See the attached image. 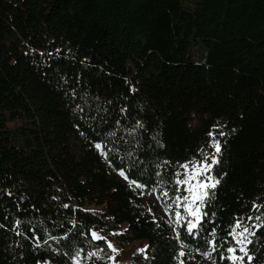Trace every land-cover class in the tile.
<instances>
[{
  "label": "trees",
  "instance_id": "trees-1",
  "mask_svg": "<svg viewBox=\"0 0 264 264\" xmlns=\"http://www.w3.org/2000/svg\"><path fill=\"white\" fill-rule=\"evenodd\" d=\"M193 160L215 187L189 235L143 198L183 197ZM113 237L131 264H264V0H0V264H108Z\"/></svg>",
  "mask_w": 264,
  "mask_h": 264
},
{
  "label": "rangeland",
  "instance_id": "rangeland-1",
  "mask_svg": "<svg viewBox=\"0 0 264 264\" xmlns=\"http://www.w3.org/2000/svg\"><path fill=\"white\" fill-rule=\"evenodd\" d=\"M205 163H208V162L206 161V162L198 163L197 161L193 160L190 162H183L178 165L181 172L178 174L177 179L188 181L185 184H178L183 187L185 191L184 196L189 197V200L187 202L183 201L182 199L180 201H176L177 196H175L174 198H169L167 196V197H162L161 199H157L158 195H156L155 193H151L149 196L143 198L144 206L150 211H155V210L160 211V213H162L165 217H168L170 213H172L171 211L174 210L175 213L180 212L181 216L186 215L188 218L194 219V217L190 216L188 212L185 210L184 204L185 203L190 204L192 209L195 210L197 207H199L201 201L193 202V192L196 195H202L204 192H207V188L200 187L201 184L209 185V180L207 177H205L204 171L200 175H196V167H201ZM185 164L188 165L187 170H185L182 167V165H185ZM194 165L196 167H194ZM175 216L176 215L174 214V218ZM239 222L241 223V227L236 229L237 233L242 232L243 229L247 227L244 221H239ZM247 228L249 231L246 232L243 237H240V236L235 237L236 241L237 240L243 241L242 244L238 243L240 247H242L245 244L246 237L248 236L250 232L249 227ZM233 236H234V233H233ZM116 240H117L116 237H113L109 239L108 241V244H111L113 246L112 248H110L111 249L110 252L106 253V260L108 264H131L130 255L132 252V249H131L132 247L131 246H121L119 243L116 242ZM140 244H141L140 242H136V246H140ZM113 249H115V251ZM102 255L104 254H97V256L100 259H102L101 258ZM112 257H114V259H111Z\"/></svg>",
  "mask_w": 264,
  "mask_h": 264
},
{
  "label": "snow or ice",
  "instance_id": "snow-or-ice-1",
  "mask_svg": "<svg viewBox=\"0 0 264 264\" xmlns=\"http://www.w3.org/2000/svg\"><path fill=\"white\" fill-rule=\"evenodd\" d=\"M209 135H212V134L210 133ZM213 146L215 147V151H216L217 153H219V152H220V144H219V142H218V141H214V145H213ZM95 147H96L97 149H101L102 147H105V146H102L101 144H96ZM206 159H207V158H206ZM212 163H216V160L213 159V160H212ZM182 167H183L185 170L188 169V165H187V164L182 165ZM194 167H196V166L194 165ZM211 167H212V164H211V163H205V164H203V166H201V167H196V175H200L203 171L208 170V169H210ZM120 174H121L122 176L125 175V173H124L123 171H121ZM125 178L127 179L126 176H125ZM187 182H188L187 180H181V179H177V180H176V183H177V184H185V183H187ZM132 183H135V182H132ZM136 186H137V187H142L141 185H136ZM200 187H203V188L213 187V188H214V187H215V184H212V185L201 184ZM190 191H191V189H190ZM207 195H208L207 192H204L202 195H196V194L193 192V202H195V201H201V202H203L204 198H205ZM167 196H168V193H167V192H162V193L157 197V199H161L162 197H167ZM181 199H182L183 201L187 202V201L189 200V197H188V196H184V197H182V198L179 197V196L176 197V201H180ZM184 208H185V210L188 212V214H189L190 216H192V217L195 218L194 220H189V221L187 222V225H186V228H187L188 234H189V235H195V234L197 233V230H198L200 224H201V219H202V217H201V212H200V208L197 207L195 210H193L192 207H191V205L188 204V203H185V204H184ZM175 215H176V217H177L178 219L181 218V213H180V212H176ZM240 227H241V223H240L239 221H237V223L235 224V226H234L233 229H232V232L234 233V237H233L234 239H235L236 236L243 237L244 234H245L246 232L249 231L248 228L245 227V228L243 229L242 232L237 233V232H236V229H237V228H240ZM92 236H93L94 239H103V237L97 235L96 233H92ZM45 242H46V241H45ZM248 242L250 243L251 241H248ZM237 243L242 244L243 241H241V240H237ZM108 246H109L110 248L113 247L111 244H109ZM113 250L115 251V249H113ZM215 250H216V245L213 243V251H215ZM141 251H143V250H141ZM226 251L229 252V253H235V252L237 251V249L234 248V247H229V248L226 249ZM239 251H240V252H243L245 255H247V251H246V249H245L243 246L239 248ZM89 255H91V256H95L96 253H90ZM179 255H180V256H184L185 253H184V252H180ZM205 255H210V253H205ZM78 256H79V253H77V257H78ZM74 259H76V264H79V259H78V258H74ZM111 259H114V257H112ZM231 259H233V260H243V257H241V256H233V257H231ZM248 259L251 260V257L248 256ZM180 264H184V262L181 261Z\"/></svg>",
  "mask_w": 264,
  "mask_h": 264
},
{
  "label": "built area",
  "instance_id": "built-area-1",
  "mask_svg": "<svg viewBox=\"0 0 264 264\" xmlns=\"http://www.w3.org/2000/svg\"><path fill=\"white\" fill-rule=\"evenodd\" d=\"M181 220H183V219H180V218L178 219V218H176V222H177V223H180Z\"/></svg>",
  "mask_w": 264,
  "mask_h": 264
}]
</instances>
